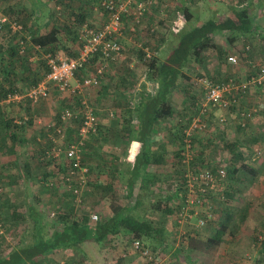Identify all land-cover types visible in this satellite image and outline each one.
<instances>
[{"label":"trees","instance_id":"trees-1","mask_svg":"<svg viewBox=\"0 0 264 264\" xmlns=\"http://www.w3.org/2000/svg\"><path fill=\"white\" fill-rule=\"evenodd\" d=\"M30 1L28 2L30 7L17 5L3 10L5 13L3 14L12 22L22 25L23 31L14 33L10 29L9 24H6L0 31V35L4 39L3 42H0V101L5 100L8 95H24L34 87H37L50 71L46 56H57L60 52L66 53L67 51L71 56L68 58L77 57L79 52L76 54L72 53L71 49L69 50V46L70 44L72 45L76 38L80 37V31L85 25L90 27L88 22H91L89 16L92 9H90L91 6L88 3L97 2L100 4L102 0H80L81 7H76L77 4L74 0H54V7L49 10L52 12H50L52 20L49 29L42 28V22L48 18L45 12L48 11V6L39 7L37 0ZM248 1L241 0L238 4L228 6L224 14L221 12L222 15L220 17L201 22L199 19L194 21L193 13H190L185 3H182L184 6L180 8V16H182L183 24L181 31L177 35L173 33L174 40L167 43L161 54L159 52L160 46L165 44L154 45L156 52L147 61H143L146 54L145 49L139 51L138 54L145 63L147 73L145 83L137 93L135 92L136 82L133 75H129V73L122 74L123 81L118 87H122L123 104L130 111L126 113L124 108L117 110L122 120L120 134L127 139L130 145L133 142L140 143L136 156L133 158V154L132 160L127 164L125 171L121 170L120 167L109 164L106 166L107 171L104 170L107 182L102 185L99 184L100 166L97 165L96 168L85 163V156H90L87 152H83L85 145L83 144L81 147L82 165L89 170L85 186L79 184L75 175L74 179H71L73 177L71 176L69 182L63 179V177H69L72 172L75 173L72 163L64 155L60 156L66 161L64 165H56L54 172L49 170L43 172L42 170L43 174L38 177L34 175L35 166L32 162L25 161L22 164L23 179L28 181L38 178L40 180V191L34 196V201L31 203L26 200L24 205L17 203L18 201L9 205L8 196L11 197V195L3 192L4 186L0 182V210L3 221L6 222V216L2 200L6 197V201H4L8 205H5L12 211V225H24L23 232L17 235V243L14 246H10L11 248L0 250V264H64L65 261L61 255L65 253L85 257L84 247L87 243L93 242L110 247L116 239H126L131 245L135 241H140L144 248H148L146 245L151 246L153 249L151 248L150 250L153 253L166 252L170 248L171 244L167 241L168 232L166 227L163 224L153 223L139 213V209L144 204L142 202L143 197H140L141 193L148 191L154 194L155 191L157 192V184L161 181L159 174L164 173L160 169L155 172L153 168L158 169L161 166H165L167 156L170 152H173L165 146H159L158 143L160 141H158L159 139L156 136L158 124L162 119L172 117L176 113L172 104V98L175 95L190 94V91L185 87L184 79L188 80L185 71H188L190 67L194 68L196 66L193 62L197 61L196 64H198L200 60L206 62L211 59L217 61L220 67L226 66L227 63L231 65L227 59V48L215 42L216 36L228 34L227 42L231 46L238 44L242 40L250 45L257 41L261 44L260 48H264V24L260 26L257 22L260 15L259 10L262 8L261 13L264 12V0H258L257 4L260 6L257 11L253 8L258 5H254L252 0L248 5ZM139 2L147 4V13L155 1L140 0ZM212 2L213 4L215 3L214 1ZM132 8L135 9L136 6L133 5ZM105 14L107 16L106 12ZM31 18H34L33 23H31ZM177 22H180V20L178 19ZM172 29L174 32V28ZM256 36L257 38H255ZM66 41L70 44H66ZM250 45L246 46L248 50H250ZM98 58L99 56L93 59L76 75H82L83 77L89 75V68L92 67V63ZM137 58L140 61L139 57ZM107 75L106 70L99 77V80L107 77ZM213 80H211L213 83H221L219 79H217L218 81ZM151 86L152 88H150ZM118 98L113 100L117 104L121 102L119 101L121 99ZM191 98H194V96H191ZM237 99L239 100L240 98L238 97ZM25 100L29 103L27 106L32 105L28 99ZM25 100L23 103L26 102ZM11 105H14V103L0 108L1 156L15 155L20 147L19 143H22L21 138H23L24 129L20 127L22 125L19 124L18 120H14L15 118L7 111ZM81 108L82 103L80 105ZM235 108L233 107L229 111ZM29 112L30 107L28 108ZM185 112L188 111L186 110ZM190 112L191 110L187 114L190 115ZM199 112L200 109L197 113ZM197 113L195 114L198 115ZM61 114L58 117L60 123L62 122ZM111 114L113 115L112 112ZM77 120L81 121L77 131L69 130L64 138L63 142L67 146L79 143L82 138L80 130L83 126L84 118L80 116ZM60 127H53L57 136H59L57 129ZM101 129L99 124L97 132L89 135L96 136L101 133ZM76 133L78 134L77 137ZM178 134L180 135H174L176 138L175 143H177L176 145L174 143V146H180L176 148V152H173L174 157L170 167L172 172H169L172 173L169 177L174 180L170 181L173 186L171 188L166 187L169 193L163 194L158 191L156 195L158 194L159 201L152 203V208L162 212L165 216L178 215L184 213L186 209L192 212L189 210L192 204H189V189L186 177L189 173L208 170L222 185L221 170H227L225 181L228 178V174L240 171V160H243L241 155L233 154L235 162L228 163L224 159L223 161L227 162L224 166L221 165L222 163L214 165L207 160L205 154L207 147L203 149L205 150L204 154L202 152L198 155L199 152L195 147L196 138L191 139L192 148L187 149L185 144L186 136L182 133ZM86 138L84 141L87 140ZM37 145L42 147L40 143H37ZM156 146L159 148L154 149ZM190 152H196L201 158L196 161L193 159L194 162L186 160ZM38 154L39 158L37 159H39L40 165L37 168L39 171H41L44 163L46 167L51 164L53 166L60 158H55L50 155V152H44L41 148ZM94 176L96 179H94ZM121 178L124 179L126 184V201L123 202L119 200L115 185ZM54 180L59 184L55 183ZM62 187L66 188L67 191H59V189L63 190ZM137 191L138 193H136ZM82 195H84V198ZM210 196L211 194L207 200L211 198ZM227 196L232 197L233 195ZM105 200L108 202L110 213L105 216L100 215L98 220L93 222L92 215ZM45 201H50V205ZM195 204L198 205V203ZM203 204L198 206L203 208ZM208 212L210 215V210L204 214H208ZM218 215L222 219L219 221V227L214 235L205 241H200L196 237L192 238L190 245L187 247L186 260L191 259L193 252L212 254L222 244L224 237L228 235L229 225L234 218L232 215L224 213V209ZM208 220L211 219L208 218ZM0 240H4V237L0 236ZM177 252L181 253V251ZM74 261L75 259L67 260L65 264H71ZM76 261L78 262L77 258Z\"/></svg>","mask_w":264,"mask_h":264},{"label":"rangeland","instance_id":"rangeland-1","mask_svg":"<svg viewBox=\"0 0 264 264\" xmlns=\"http://www.w3.org/2000/svg\"><path fill=\"white\" fill-rule=\"evenodd\" d=\"M52 1L54 2V0H49L50 3ZM28 2H30V0H21L20 2L19 0H0V10L2 11V13H4V9L15 7L17 5L30 7V4ZM216 2H218L217 7L221 9V5L223 4V2L226 3V0H217ZM156 3L160 5L165 3V1L156 0ZM186 3L188 7L192 8V13L195 17H199L202 19L206 18V8L208 7V5H210L207 4L209 3L208 0H186ZM52 7L48 6V11H45L48 18L42 22L43 29H49L51 27L50 23L52 19L50 17V14L52 12L49 10ZM91 9L92 10L90 13V17H93L95 23L92 24L88 22V25L93 29H99L105 24L106 19V14L101 6V2L100 4H98L97 2L92 3ZM151 17L152 16H150V18ZM167 20L169 21L168 24L166 22ZM177 20L178 15L174 11H171L168 14L166 21L161 20V18L153 20L152 24L146 26L145 29L141 28V30H137L142 33L145 32V34L142 38L144 40H139L136 45L142 44L143 48H148L149 51L154 54V52H156V50H154L156 49L154 45L159 46L163 43L167 45L165 37L169 32L166 31L164 35H160L157 34V29H154V27H166L170 30L174 26V22H177ZM33 22L34 18H31V23ZM123 37H126V33L123 35ZM161 38H163L164 40H161ZM227 38L228 36L224 39L220 38L218 41L219 43L224 44L223 47H226L225 45L229 47V49L227 48V59L229 56H234L237 59V64L229 65L226 62L227 67L224 66V69L226 70L220 72V69L219 73L217 74V71L213 69V67L217 65V61L209 59L205 62L200 60V63H198V65H200L202 68H200L199 71L196 70L198 68L191 67L188 71H185V75L189 80V85L195 84V87L198 89L197 92H199L200 96L196 98L201 101L199 104H201L205 98V89L201 84L202 78L209 80L214 79L216 81H218L217 79H219L220 82H224L228 78L235 77L236 75V78L237 76H239V80L244 81L245 78H247V75L255 72V70L251 67V64L253 63L257 66L264 60V55H260L264 54V52L260 50L261 44H259L257 41H254L253 44L251 43V45L246 42H242L231 46L227 42ZM153 39L154 41L152 42ZM3 41L4 39L2 38V35H0V42ZM65 43L67 44L68 41H66ZM122 45L125 49L124 51L127 58L123 62L109 64L107 69L109 67L112 69L113 67L120 73L124 74L126 73L125 69H128L127 73H129L130 68L128 67L134 65V69L136 70V72L134 71L133 74L134 81L136 82L135 88L140 89L141 86L139 87V85L141 84L143 72L145 73L146 71V66L143 62L144 60L142 61L141 57L138 54L139 51L142 50V48L133 47V43L126 44V41H123ZM247 45H250V50L246 48ZM81 48L82 42L80 40V37L76 38L73 41L72 45L70 44L69 46V50L71 49L72 53L75 54L80 52ZM68 55L69 53L67 51L66 53L60 52L59 54H57V56H61L63 58L71 57L70 55ZM137 57H139L140 61H133L134 58ZM100 64L102 63H100L99 59L94 61V63H92V67H90L88 70V72L90 73L89 75L95 74ZM243 74H247L245 78H242ZM76 77L81 79L83 76L76 75ZM106 81V77H103L101 80H99L100 84L98 87L92 88L90 89V91L82 90L81 93H79V90H76L75 92L67 91L61 93L57 91L53 85H50V96L48 99L40 100L34 106L31 105L32 107L27 106L29 103L25 100V103L22 102L23 105H17L18 103H14V105H11V107L8 108L7 111H9L11 113V116L15 118L14 120H18L19 124L22 125L20 127L24 129V132L22 134L23 138H21L22 143H19L20 147L16 151V154L12 156L0 155V182L4 186L3 192H5V194L10 193L12 197L11 198L8 196L10 201L9 205L15 204L16 201H18L17 203L24 205L26 204V200L31 203L34 201V196L37 195L40 191V180L38 178H33L28 181L23 179L21 166L25 161H30L34 164L35 177L42 175L43 172H46L47 170H49L50 172H54L56 170V165L59 164L60 166H62L65 164V159L63 157H60L57 160V163H55L53 166L51 164L49 165V167H46L44 166L46 164L42 162L44 163V165L41 168V171H39V169L37 168L38 165H40V161H38L39 159H37L39 158L38 153H40V148L44 152H51L56 145L55 141L59 140V136L55 135L56 133L54 132L53 127L61 126L63 129H65V137L69 130H73L74 132L77 131L78 127L80 126V120H74L68 124H63L62 122L60 123L58 121V117L65 109H72L76 112H79L80 105L83 102H86L90 107H93V109L96 110V116L98 117L100 128H102L101 133H98V135L96 136L88 134V137L86 138L87 140L84 141L85 145L83 147V152H87L90 156H85V163L91 166H95L96 168L97 165L100 166L99 172L102 175H99L98 181L101 185L107 182V176L104 172V170L107 171V165L112 164L115 167H120V169L123 171L126 170L127 164L130 160H132L133 156V153L131 151L132 144L130 145L127 139L125 137L123 138L120 134L122 120L120 119L119 111L117 110H119L120 108H124L126 113H129L130 110L127 109L128 107L123 104V100L119 104H117L109 97L107 101H104V99L96 98L97 91ZM72 86L76 87L74 85ZM119 88L122 87H118V89ZM254 92L258 93V97L260 96V98H264V86L259 89L253 90L251 93ZM184 98L185 96L183 94L181 96L178 95L173 99V105L177 115L174 116L176 114L174 113L172 117H168L165 119V124L163 125V127H161L163 135L160 138L158 137V141H160L158 144L160 146L167 147V149H170L173 152H176V148L180 146H174L176 140L174 135L179 136L180 134L178 133L184 134V131L189 127V122L191 120L190 118L194 117L196 115L195 113L199 111V108L194 109V107H192V104L189 105V107L185 108L187 104L186 106H184ZM96 99L97 101H99V103L96 101ZM187 101L191 103L192 100L191 98H187ZM29 107L30 112L28 113ZM186 110L188 112L191 110L190 115L187 114L188 112H185ZM111 112L114 115L113 117H109V114H111ZM179 119L181 120V122H179ZM104 122L106 123V125H104ZM213 130L209 131L212 132ZM216 130L221 129L216 128ZM209 131H205L203 132V134L201 133L202 136H200V134L195 136V147L199 152L198 155L202 152L204 154L205 150L203 149L207 147V152L205 153L207 160L209 162H212V164L214 165H216V163H222L221 165H224L227 162H235L233 154L241 155L244 160L242 161V164L240 163V171L238 173H232L230 175L228 174V178L225 181L223 180L222 185L216 188L217 191H213V194H211L210 196L211 198L202 205L203 208L191 205L189 207V210H191L192 212H187L189 215L188 217H181L180 214L165 216L162 212L156 211L152 208V203L159 201L157 196L158 194L156 195V193L158 191H161L163 194L169 193L167 188H171L173 186L170 181L174 180L169 177L170 175H172V173L169 172H172L170 167L173 161L172 158L174 157L173 152H170V154L167 156L165 166H161L158 169L153 168V170L155 171L160 169L164 172L159 174L161 177V181L157 184V192L155 191L154 194H151L146 191L145 193H141L140 196L143 197L142 202H144V204L139 209V213L153 223L159 225L163 224L166 227L168 232L167 240L172 244V250L161 253L157 252L156 254L158 259L156 262H153L145 259L141 256V254L134 251L131 243L126 239H116L110 247L98 245L93 242L87 243L84 247L86 252L85 257L75 256L72 253H65L64 255H61L64 261L66 262L67 260L75 259V261L71 264H188L186 261V254L188 253L187 247L190 245L191 239L196 237V239H199L200 241H205V238L213 235L219 227V221L222 219L220 218V215H218V213L222 209H224V213L230 214L234 218L233 222L229 225L228 230V236L233 237L232 240L236 241L234 249H230L231 251L223 253L222 244L226 243V241L223 240L222 244L218 247V249L215 250L214 253L209 254L203 252H193V255H198L200 258L208 262L215 261L219 258V260L221 261L222 258L225 259L227 256V258L229 259L227 260L228 264H259L254 254V249L250 246L251 238L247 234L254 228L256 230H258L259 227L261 228V226H263L264 228V153L262 156H258L257 153H255L256 150H254L256 147L264 145V141L261 144L257 143L255 145L243 143L242 147L238 148V151H236L235 153H231L228 150L219 147L218 142L211 143L209 139L211 137L208 138V142L213 145H206L204 133L211 135ZM77 135L78 134L76 133V137ZM202 138L203 141L200 142V139ZM216 141H218V139H216ZM36 142L40 143L42 147L38 146ZM176 144L177 143H175V145ZM259 148L264 150L263 147ZM198 155L196 154V152H190L186 160H189L190 162H194L193 159L195 161L199 160L201 156ZM224 159H226L227 162L223 161ZM2 165L4 166L3 168ZM94 179H96L95 176ZM54 182L57 183L55 180ZM115 185L117 187L116 190L118 191L117 193L119 200H121V202L126 201V184L124 179L121 178L116 182ZM62 188L63 190L59 189V191H67L66 188ZM136 193H138V191ZM84 195H82V197ZM227 195L233 196L230 197ZM4 200L6 201V197H4ZM4 200H2V204L4 205L3 209L6 216V222L4 221V228H6V234L11 239V242L0 240V243L2 242V244L0 245V250H2L3 248L5 250L6 248H11L10 246H14L17 243V235L21 234V232H23L24 230V225H22L21 223V225L19 226L12 225V211L7 206V202H5ZM45 202H48V204L50 205V201ZM209 210L211 211L210 215L209 212L208 214H204ZM109 213L110 209L108 206V202L105 200L96 209L94 215H97L99 218L100 215L105 216ZM208 218H210L211 220H208ZM201 220L205 221V225H201ZM230 233H234L235 235H231ZM245 235L247 236L245 237ZM200 237H202L203 239ZM146 247H148L149 250L152 248L149 245H146ZM177 251H181V253H178ZM59 258L61 257L59 256ZM76 258L78 259V262L80 261L79 263L76 261ZM232 258H234L233 261L230 260Z\"/></svg>","mask_w":264,"mask_h":264},{"label":"built area","instance_id":"built-area-1","mask_svg":"<svg viewBox=\"0 0 264 264\" xmlns=\"http://www.w3.org/2000/svg\"><path fill=\"white\" fill-rule=\"evenodd\" d=\"M233 1L238 4L241 0ZM133 5L136 6L134 14L135 20L137 23H140L144 13L147 11V4L139 2L138 0H102L101 6L107 13V21L104 26L99 29H93L87 25L81 29L80 40L82 42V48L78 56L73 58H63L61 56L52 55L46 56L45 58L47 59L50 71L45 79L40 82L37 87H34L24 95H8L5 100L0 101V108L12 103L20 104L25 99H28L32 105H35L40 100L49 98L50 85H53L55 89L61 93L67 91L75 92L76 90H79V93H81L85 88L98 87L100 84L99 77L106 72L108 65L111 63H118L124 59V47L121 43V37L125 26L124 19L130 13V9ZM6 24L10 25V29L14 33H21L23 31L22 25L17 22H12L0 10V31H2ZM178 27L179 22H174V30L178 29ZM145 52L146 54L143 60L147 61L152 56L147 49ZM97 56H99L98 59L102 64L97 68L95 74L85 76L80 85L73 87L72 82L75 80L77 72L89 64L93 59L97 58ZM228 62L235 65L237 64V59L234 56H229ZM201 82L205 89V98L200 105V112L192 119L188 129L184 131L187 149L192 148L191 142L196 135L205 132L209 128L207 118L212 109L229 111L231 108L238 106L240 99L238 100L237 98L239 96H245L264 85V65L255 70V72L250 73L244 81H240L236 77H231L221 83H213L211 80L205 78H202ZM80 116H82L84 120L80 130V136L82 138L79 143L66 146L63 142L65 138V129L60 127L57 129L59 140L55 141L56 147L53 148L50 155H53L55 158L64 155L65 158L72 163L75 173L72 172L69 177H63V179H66V182L70 181L71 176H73L71 179H74L75 175L79 184L85 186L89 170L82 165L81 147L88 134L97 132L99 125L98 117L93 107L83 102L79 112L72 109H65L61 114V121L63 124H68L71 121L79 119ZM240 116L247 118L250 116V113H242ZM219 122L222 125L225 123V120L220 119ZM257 155H261V152L258 151ZM220 174L221 181H223L226 178L227 170H221ZM186 177L188 183L187 187L189 189V204L195 206H200L202 203H205L209 195L213 194V191L220 186V181L208 170L189 173ZM195 203H198V205ZM187 212L188 209H186L184 213H180V216L188 217L189 215ZM97 220L98 216L92 215V221L96 222ZM200 223L201 225H205L204 220H201ZM3 225L4 221L0 210V236H5ZM7 240L10 241L11 239L7 237ZM132 248L149 261L156 262L158 259L157 254L153 253L148 248H144L140 241L133 242Z\"/></svg>","mask_w":264,"mask_h":264},{"label":"crops","instance_id":"crops-1","mask_svg":"<svg viewBox=\"0 0 264 264\" xmlns=\"http://www.w3.org/2000/svg\"><path fill=\"white\" fill-rule=\"evenodd\" d=\"M74 1L77 4L76 7H81L82 4L80 3L81 2L80 0H74ZM154 1H155L154 5L152 6L151 9H149V11L147 13L146 12L144 13L140 23L136 22L135 16H134L135 9L131 7L130 13L124 19V25H125L124 26V34L126 33V37H123L124 34L122 35V37H121L122 44H123V41L124 42L126 41V44L133 43V47L142 48V49H145V50L147 49L149 51L148 48H143L142 44L136 45V43L139 40H144L142 38H143V36L145 34V32L142 33V32L137 31V30H141V28L145 29L146 26L151 25L153 20H155L157 18H161V20H165L166 21V18L168 17V14L171 11L176 12L177 15H178V19L180 20L178 29H176L174 32H173V29L169 30L166 27L162 28V27L156 26V27H154V29L156 28L157 29V34H160V35H164L166 33V31H169L166 34V37H165L166 38V43H170L171 41L174 40L173 33H174V35H177V33H179L181 31V26L183 24L182 23L183 19H182V16H180V13H181L180 12V8H182L184 6V4H182V3H185V6L189 9L190 13L192 12V8L188 7V5L186 3V0H163V1H165V3L160 4V5L158 3H156V0H154ZM216 1H214L215 3L213 4L212 0H208L209 3H207V4H210V5H208V7L206 8V14H207L206 18L202 19V18L194 16V21L196 19H199V21L201 22V21H208L211 18L212 19L213 18H218L222 14L225 13V11L227 10L228 6L236 4L235 2H233V0H226V3L223 2V4L221 5V9H220V8L217 7L218 2H216ZM250 1L251 0L248 1V5H249ZM252 1H254V5H258V6H255L253 8L255 11H257L258 7L260 6L259 4H257L258 0H252ZM37 3L39 5V7H41V6H45V7L46 6H49V7L53 6L54 7V2L52 1L50 3L49 0H47V1L46 0H37ZM155 3H156V7H155ZM88 4H90V6H92L91 2H89ZM90 6H89V8H90ZM221 12H223V13L221 14ZM261 12H262V8H261V10H259V14L260 15L258 16V19H257V22H258V24L260 26L262 24H264V12L263 13H261ZM150 16H152V17L150 18ZM89 18H90V21H91L90 23H92V24L95 23L93 17L91 18L89 16ZM125 20H126V22H125ZM106 21H107V16H106V19H105V23H106ZM166 22L168 24L169 21L167 20ZM227 36H228V34L218 35L215 38V42L218 45H220V46L221 45L224 46V44L219 43L218 40L220 38L224 39ZM255 38H257V36ZM161 40H164V39L161 38ZM142 42H144V41H142ZM242 42H244V41L241 40L238 43H242ZM225 46H226V48L229 49V47H227V45H225ZM165 48H166V44L160 46V50H159L160 54H161L162 50L165 49ZM260 50L262 52H264V48H262ZM150 54H151V56L153 55L151 52H150ZM260 55H264V54H260ZM126 58H127V56L125 55V52H124V59L121 60L120 62H123ZM137 59L138 58H134L133 61H136ZM137 62H138V60H137ZM196 62L197 61L193 62L194 65H196L194 68H198L196 70L199 71V69L202 68V67L200 65L196 64ZM263 65H264V60L262 62H260L257 66L252 63L251 67L254 70H257L259 67H261ZM128 68H130L129 69L130 70L129 75H133L134 71L136 72V70L134 69L135 68L134 65H131ZM220 68H221V71H220ZM213 69L217 71V74L219 73V71L220 72L225 71L224 66L220 67V64H218V63H217L216 66L213 67ZM125 70H126V73H127L128 69H125ZM107 71H108V73H107L108 75L106 77L107 81L105 83H103L102 87H100V89L97 91V94H96L97 97L96 98L104 99V101H107V99L109 97V98H111V100H115V99L118 98V93H119L120 97L118 99H121L119 101L124 100V99H122L123 89L122 88L118 89V86L121 85V83L123 81L122 73H120L118 70L114 69L113 67H112V69L109 67L107 69ZM146 73H147V71H145V73L143 72V76H142V79H141V84L139 85V87L142 86L145 83ZM246 75L243 74L242 78H245ZM235 77H236V75H235ZM237 78L239 79V76H237ZM83 79H84L83 77L81 79L76 77L75 80L72 82V85H74V86L80 85L82 83ZM188 81L189 80L184 79V82H186L185 87L187 88V90L190 91V94L189 95H184L185 98H184L183 104H185L184 106H186V104H187L188 107H189V105L192 104V107H194V109H198V108L200 109V105L202 103L199 104L201 101H199V99L196 98V97L200 96L199 92H197L198 89L195 87V84L194 85L193 84L189 85ZM92 88H95V87H92ZM92 88H85L84 90L90 91V89H92ZM150 88H152V86ZM200 89H202V88H200ZM139 90L140 89L136 88L135 92L137 93ZM176 96H178V95H175L172 98V104H174L173 99ZM191 96H194V98H191ZM187 98H191V100H192L191 103H189V101H187ZM239 98H240V102H239L238 106L232 111H223L221 109H212L210 111L209 116L207 118L208 123H209V128L206 131L208 132L209 130H213V129H215V130H213L212 132L209 131V133L211 135H208V134L204 133V138L206 140L205 141L206 145L214 143V142H218L219 143L218 146L221 147L222 149H226V150H228L231 153H235L236 151H238V148L242 147L243 143L254 144V145L257 144V143H259V144L263 143V141H264V98H260V96L258 97V93H255V92L254 93H249L248 95H245V96H242V97L239 96ZM127 99H129V98H127ZM96 101H97V99H96ZM125 101H127V100L125 99ZM97 102L99 103V101H97ZM242 113H250V116L247 117V118H243L242 116H240ZM110 115L113 117L112 114H110ZM176 115H177V113L174 116H176ZM222 117H223V119H225V123H223L221 125L219 120L222 119ZM190 119H192V118H190ZM191 121L192 120H190L189 125H190ZM105 122H104V125H106ZM179 122H181L180 119H179ZM164 124H165V119H162L161 122L158 124V132H157L156 136L159 137V138L162 137V135H163L162 131H161V127H163ZM216 128L221 129V130H216ZM200 136H202V135L200 134ZM209 137H211V138H209ZM208 138L210 139L211 143L208 142ZM215 138L218 139V141H216ZM38 140H40V139H38ZM202 141H203V138L200 139V142H202ZM134 143L135 142L132 143L131 151L133 149ZM259 147H263L264 148V145H260ZM259 147H256L254 150H256L255 153L260 151L261 152V156H262L263 153H264V150L259 148ZM156 148H159V147L156 146L154 149H156ZM243 160H240L241 164H242ZM3 229H4V232H5V236H3L4 240H6L8 242H11V241L7 240L8 235L6 234V232H7L6 228H3ZM263 233H264V228H263V226H261V228L259 227L258 230H256L254 228L251 231H249V233L247 234L251 238L250 239V244H251L250 246H251V248L254 249V254H255L259 264L264 263V234ZM230 234L231 235H235L234 233H230ZM213 235H211L208 238H205L204 240L211 238ZM247 235H245V237ZM226 237H229V238H226ZM200 238H202V237H200ZM8 239H9V237H8ZM232 239H233V237H230L228 235L224 237V240L226 241V243L222 244L223 253H227V252L231 251L230 249H234V247H235L234 245H235L236 241L232 240ZM168 242L170 243V241H168ZM223 245H224V247H223ZM169 250H172V244H171L170 248L167 251H169ZM172 252H174V251H172ZM219 259H216L215 261H209L208 262V261L203 260L202 258H200L198 255H193V253H192L191 259L186 260V261H187L188 264H228L227 260H229V259L227 258V256H226L225 259L222 258L221 261ZM233 259L234 258H232L230 260L233 261Z\"/></svg>","mask_w":264,"mask_h":264},{"label":"water","instance_id":"water-1","mask_svg":"<svg viewBox=\"0 0 264 264\" xmlns=\"http://www.w3.org/2000/svg\"><path fill=\"white\" fill-rule=\"evenodd\" d=\"M139 146H140V143H138V142L134 143L133 149H132V153L134 154L133 158L136 156Z\"/></svg>","mask_w":264,"mask_h":264}]
</instances>
